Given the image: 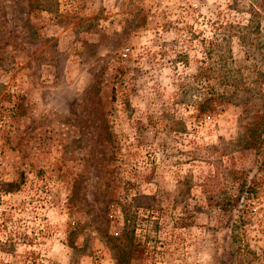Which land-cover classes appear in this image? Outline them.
<instances>
[{"label":"rangeland","instance_id":"obj_1","mask_svg":"<svg viewBox=\"0 0 264 264\" xmlns=\"http://www.w3.org/2000/svg\"><path fill=\"white\" fill-rule=\"evenodd\" d=\"M263 97L264 0H0V264H264Z\"/></svg>","mask_w":264,"mask_h":264},{"label":"trees","instance_id":"obj_2","mask_svg":"<svg viewBox=\"0 0 264 264\" xmlns=\"http://www.w3.org/2000/svg\"><path fill=\"white\" fill-rule=\"evenodd\" d=\"M217 94V93H216ZM222 94V93H221ZM218 96V95H216ZM220 99L222 95H220ZM225 94L223 93V97ZM264 101V97L262 98ZM257 121L254 124V137L245 143V147L257 148L260 145L259 142L255 141L256 138L264 137V103L262 105V110L259 115L256 116ZM229 175L226 177V181L229 182L232 189L235 191H242L245 185L242 177H240L241 173L237 171H228ZM227 184V183H226ZM3 191V187H1L0 183V193ZM142 195H139L140 197ZM237 199L238 196H234V193H230L228 190L225 192V195L221 197V202L215 203L214 208L217 210L218 214L221 217H225L226 226L230 227V240L238 242L235 246L234 251L242 250L243 248L247 249V246L240 243L241 240V230L244 223V209L237 208ZM122 208V207H121ZM237 210L238 213L233 214L232 212ZM124 217L123 227L116 237L111 239V249L113 251V256L115 260V264H130L132 259L136 257V254L139 252V245L135 241L134 238V221L131 218V214L129 213V206L124 205L122 211ZM4 226V220L0 217V229ZM13 240L5 238L4 241L0 239V250L6 252L13 248ZM242 246V247H241Z\"/></svg>","mask_w":264,"mask_h":264}]
</instances>
